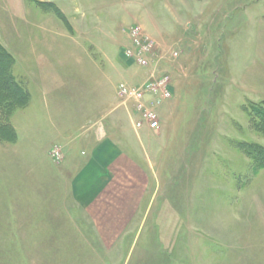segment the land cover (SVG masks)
<instances>
[{
  "label": "rangeland",
  "instance_id": "obj_1",
  "mask_svg": "<svg viewBox=\"0 0 264 264\" xmlns=\"http://www.w3.org/2000/svg\"><path fill=\"white\" fill-rule=\"evenodd\" d=\"M0 47L29 96L0 89V264H264V0H0ZM152 74L174 94L136 131L117 90ZM108 137L130 171L86 210Z\"/></svg>",
  "mask_w": 264,
  "mask_h": 264
},
{
  "label": "built area",
  "instance_id": "obj_2",
  "mask_svg": "<svg viewBox=\"0 0 264 264\" xmlns=\"http://www.w3.org/2000/svg\"><path fill=\"white\" fill-rule=\"evenodd\" d=\"M138 30L135 29L133 31L134 49L126 50L124 57L130 65L136 64L140 67H146L148 57L151 56L149 53L152 45L144 42V37ZM169 78L168 75L152 74L139 86H130L127 83L120 84L117 94L124 97V104L126 101L133 102V110L131 111L127 108V111L136 131H139L144 126L151 131H156L160 127L159 108L165 105L174 94ZM133 115L139 116V119L134 120Z\"/></svg>",
  "mask_w": 264,
  "mask_h": 264
},
{
  "label": "crops",
  "instance_id": "obj_3",
  "mask_svg": "<svg viewBox=\"0 0 264 264\" xmlns=\"http://www.w3.org/2000/svg\"><path fill=\"white\" fill-rule=\"evenodd\" d=\"M82 155L81 165L71 182V192L80 207L91 210L107 192L118 170L130 171L132 158H127L118 142L109 137Z\"/></svg>",
  "mask_w": 264,
  "mask_h": 264
},
{
  "label": "trees",
  "instance_id": "obj_4",
  "mask_svg": "<svg viewBox=\"0 0 264 264\" xmlns=\"http://www.w3.org/2000/svg\"><path fill=\"white\" fill-rule=\"evenodd\" d=\"M0 51H2V48L0 47ZM9 64L5 65V67H3L0 64V89L1 91H5L8 93H15L16 96L21 95V93H23L22 96H26L24 99V103L26 104L29 100V96L26 95L27 93L19 86H16V82H14V80H12V77L10 76V68H9ZM25 94V95H24ZM256 113L258 114V116H262V119H264V111H256ZM262 155L257 152L256 156L254 157V162H255V167L258 170H262L264 169V162H262L261 159Z\"/></svg>",
  "mask_w": 264,
  "mask_h": 264
}]
</instances>
